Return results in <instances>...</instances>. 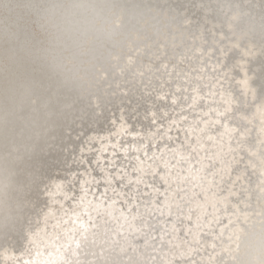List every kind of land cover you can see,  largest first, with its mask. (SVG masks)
<instances>
[{
  "label": "bare ground",
  "instance_id": "bare-ground-1",
  "mask_svg": "<svg viewBox=\"0 0 264 264\" xmlns=\"http://www.w3.org/2000/svg\"><path fill=\"white\" fill-rule=\"evenodd\" d=\"M47 6L0 0V264H232L264 224V0H129L64 46Z\"/></svg>",
  "mask_w": 264,
  "mask_h": 264
},
{
  "label": "water",
  "instance_id": "water-1",
  "mask_svg": "<svg viewBox=\"0 0 264 264\" xmlns=\"http://www.w3.org/2000/svg\"><path fill=\"white\" fill-rule=\"evenodd\" d=\"M128 4L129 0H113V6L110 7L106 12L101 13L92 5L80 2V0H47V3H45V5H48L47 9L40 12L39 19L49 24L51 23L50 25L57 34L55 39L57 46H64L67 43L70 44L73 42V40L77 42L79 38L82 37L81 34L87 31V27H79L81 24H86L85 21H88L87 18L92 17L96 22H98V20L101 22L103 21L104 24L107 25L109 24V18L111 17L110 14L113 13L112 11H115L117 14L116 20H119L120 23L122 15L121 24H123L124 10ZM123 7L125 8L122 10ZM31 95H35L36 98H39L37 97L38 92L34 87L31 90L26 91L24 97ZM2 104L3 103H0V111L3 110ZM25 107V100H22L21 102L15 104V107L13 106L12 109L13 112L18 113L24 110ZM0 123H2L1 119ZM1 163L2 161L0 159V165ZM262 248H264V244L259 242L257 243L256 247L251 250V261L259 260Z\"/></svg>",
  "mask_w": 264,
  "mask_h": 264
},
{
  "label": "clouds",
  "instance_id": "clouds-1",
  "mask_svg": "<svg viewBox=\"0 0 264 264\" xmlns=\"http://www.w3.org/2000/svg\"><path fill=\"white\" fill-rule=\"evenodd\" d=\"M80 2L88 3L92 5L96 10L103 13L106 12L110 7L113 6V0H80ZM38 3H47V0H38ZM245 233L249 232L247 225H241ZM257 239L264 244V224L260 225L259 233L257 235V230L253 228L252 233L248 236L242 235L239 240L233 242V255L235 260L232 264H264V248H262L259 260L251 261L247 258V251L249 246H254L257 243Z\"/></svg>",
  "mask_w": 264,
  "mask_h": 264
}]
</instances>
